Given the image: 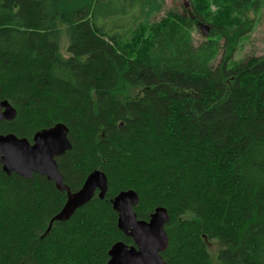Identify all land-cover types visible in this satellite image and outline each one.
<instances>
[{
  "label": "trees",
  "instance_id": "16d2710c",
  "mask_svg": "<svg viewBox=\"0 0 264 264\" xmlns=\"http://www.w3.org/2000/svg\"><path fill=\"white\" fill-rule=\"evenodd\" d=\"M260 1L230 0L235 18L194 45L195 0L194 15L160 20L165 0H0V96L18 112L0 134L32 142L62 123L65 184L108 178L103 199L48 230L67 193L0 164V264H108L114 244L134 245L112 205L129 190L139 220L167 209V264H264V56L231 65L227 42L214 66L220 38L249 32Z\"/></svg>",
  "mask_w": 264,
  "mask_h": 264
},
{
  "label": "water",
  "instance_id": "95a60500",
  "mask_svg": "<svg viewBox=\"0 0 264 264\" xmlns=\"http://www.w3.org/2000/svg\"><path fill=\"white\" fill-rule=\"evenodd\" d=\"M201 28L203 34L208 36L210 27L203 24ZM17 114L10 102L2 100L0 96V123L13 121ZM72 147L69 128L62 123L37 132L32 142L14 134H0V164L6 174L15 173L25 179H33L34 174H39L55 183L59 191L67 192L66 204L51 220L48 230L53 222L68 221L96 194L103 199L108 191V178L101 170L92 172L77 192H72L65 184L57 158ZM138 203L139 196L133 190L121 192L112 201L119 216L118 228L133 239L134 245L129 246L124 242L114 244L109 251L108 264H167L162 253L169 246V236L165 230L170 221L169 213L166 208L158 207L149 221L139 220L134 210Z\"/></svg>",
  "mask_w": 264,
  "mask_h": 264
},
{
  "label": "rangeland",
  "instance_id": "374dc122",
  "mask_svg": "<svg viewBox=\"0 0 264 264\" xmlns=\"http://www.w3.org/2000/svg\"><path fill=\"white\" fill-rule=\"evenodd\" d=\"M194 0H165L163 13L156 17V20H160L161 17L165 16L168 12H177L179 14H183L184 11L187 10L188 15H194L196 12ZM197 6H201L204 10L205 17L204 22L198 21L195 24L194 29L191 32V39L194 45H199L209 38L216 39L217 37H213L215 35H211L212 26L211 24H215L217 22H221V16H228L235 18L234 13H231L228 10V5L230 0H195ZM200 3V4H199ZM227 13V14H226ZM248 20L252 21L253 25L249 32L245 33L239 40H236L233 35L234 33L227 32V36H222L219 40L220 51L214 61V66L218 67L222 64L225 48L227 46L230 49H234L233 54L231 56V65L232 62H240L251 56H264V0H261L259 3L258 11L255 13L254 10H249ZM196 23V21H195ZM205 24L210 27V33L208 36L203 34V28L201 26ZM65 53V50H63ZM228 55V54H227ZM209 248L211 254L214 258L220 249V245L217 241H213L209 243Z\"/></svg>",
  "mask_w": 264,
  "mask_h": 264
},
{
  "label": "flooded vegetation",
  "instance_id": "af4514ba",
  "mask_svg": "<svg viewBox=\"0 0 264 264\" xmlns=\"http://www.w3.org/2000/svg\"><path fill=\"white\" fill-rule=\"evenodd\" d=\"M42 176V175H41ZM64 176V175H63ZM45 177V176H44ZM52 182V181H51ZM64 182H65V178H64ZM67 193V192H66Z\"/></svg>",
  "mask_w": 264,
  "mask_h": 264
}]
</instances>
